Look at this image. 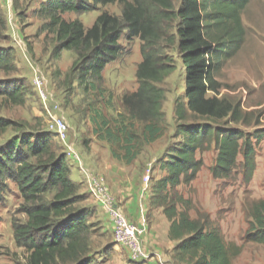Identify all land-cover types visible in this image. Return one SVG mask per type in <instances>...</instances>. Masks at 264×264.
Wrapping results in <instances>:
<instances>
[{"label": "trees", "instance_id": "16d2710c", "mask_svg": "<svg viewBox=\"0 0 264 264\" xmlns=\"http://www.w3.org/2000/svg\"><path fill=\"white\" fill-rule=\"evenodd\" d=\"M251 0H179L173 10L170 0H42L35 16L44 21L42 31L54 36V54L75 55L65 79L72 77L85 95L100 97L106 90L102 72L121 55L119 41L138 38L142 61L137 66V89L122 97V106L131 121L112 127L107 120L94 124L102 129L113 159L130 165L138 156L139 141L155 142L162 135L164 91L156 87L174 67L163 60L157 45L163 23L175 22L177 50L184 72V102H175V136L181 138L159 163L164 176L152 181L149 205L159 209L168 222L167 237L175 243V264H232L240 248L227 246L218 230L205 220L189 215L190 202L178 193L189 186L203 162L196 155L211 144L216 151L210 173L214 179L228 180L236 169L241 183L251 182L256 169V149L264 140V129L251 133L215 123L249 125V114L240 103L218 98L221 85L217 73L242 49L246 28L242 14ZM18 0H12L17 5ZM117 4L120 17L101 13L86 29L78 20L66 21L63 15H84L98 6ZM6 22L0 13V40ZM31 54L30 46L27 47ZM11 46L0 47V98L12 106H23L31 87L17 73ZM33 90V89H32ZM211 95L208 97V95ZM189 115L202 123H186ZM100 117L97 110L92 118ZM99 120V118H98ZM134 123L141 126L137 133ZM258 119L255 126H258ZM16 131L0 144V203L14 185L21 199L17 213L23 220L12 222L13 239L23 249L24 264H94L92 239L96 232L93 215L85 206L82 185L70 180L65 153L48 132H25L21 126L0 117V135ZM241 161L238 163L237 158ZM246 242L264 244V201L253 204L248 212ZM20 264V263H18Z\"/></svg>", "mask_w": 264, "mask_h": 264}, {"label": "rangeland", "instance_id": "374dc122", "mask_svg": "<svg viewBox=\"0 0 264 264\" xmlns=\"http://www.w3.org/2000/svg\"><path fill=\"white\" fill-rule=\"evenodd\" d=\"M41 1L18 0L15 6L12 0L10 4L0 0V13L7 26L5 36L10 40L8 43L0 40V47L9 45L13 48L18 69L11 77L24 78L31 86L33 71L40 74L47 82L51 103L58 106L57 113L67 123L68 142L80 155L84 168L102 177L104 172L112 170L125 182H130L133 177L142 185L144 195L150 197L151 182L164 176V172L159 168L160 161L181 141V138L175 136L178 123L174 106L176 101L184 102V72L177 50L175 22L163 23L164 31L157 45L161 59L171 60L174 67L172 74L162 83L156 84L165 95L162 102V112L165 116L162 135L151 144L139 141L138 156L132 164L126 165L112 158L110 145L103 138L101 127L94 124L107 120L112 127L129 124L131 128V121L122 106V97L133 94L137 89L135 72L142 61V42L138 38L127 42L123 33L119 41L121 55L102 72L105 94L100 97L92 94L87 96L78 89L72 77L65 79L75 55L67 51L54 54V36L42 31L44 21L34 14ZM170 2L173 10L178 7L179 0ZM101 13L120 17L121 10L117 4L98 6L91 13H69L63 15V19L78 20L88 29ZM9 17L12 28L7 25ZM242 23L246 28L242 49L225 63L216 76L221 85L218 98L227 99L232 103L239 102L241 111L249 114L251 122L249 125H243L223 120L215 124L251 133L256 128L264 129V0L250 1L242 14ZM14 40L23 44L24 54L16 47ZM28 46L31 48V54L28 52ZM210 96L209 94L208 97ZM97 110L100 117L92 118ZM0 117L14 122L28 133L46 132V118L32 87L31 94L27 96L23 106H12L0 98ZM256 118L258 126H255ZM202 122L205 121L193 115H189L186 121ZM134 126L137 133H140V124L134 123ZM14 135L16 131L9 129L0 135V144ZM54 141L62 149L55 138ZM215 157L216 151L212 144L204 152L197 154L196 158L203 162L202 168L189 186L181 185L177 191L190 202L189 215L192 219L207 221L208 225L221 233L229 248L233 245L240 248V253L233 259L232 264H264V244L244 240L249 220L248 212L253 204L264 201V140L256 149V169L247 185L241 183L238 169L228 180L214 179L210 168L214 165ZM66 161L73 172L70 180L80 182L84 187L77 165L71 157L66 156ZM240 161L241 158L238 157L237 162ZM86 196L85 206L88 212L92 213V221L97 226L92 239L94 264H142L143 262L131 261L127 251L114 242L107 217L87 192ZM3 198L0 203V264H24L26 254L23 249L15 246L13 239L12 222L14 219L23 220L17 213L21 199L14 185L9 184V190ZM157 212L156 209L146 216L149 226L159 215ZM151 262L156 263L154 260Z\"/></svg>", "mask_w": 264, "mask_h": 264}, {"label": "built area", "instance_id": "2783aa9c", "mask_svg": "<svg viewBox=\"0 0 264 264\" xmlns=\"http://www.w3.org/2000/svg\"><path fill=\"white\" fill-rule=\"evenodd\" d=\"M1 1L10 4L11 0ZM7 25L12 28L11 17L7 20ZM14 43L19 50H22L23 44L21 42L19 43L14 40ZM21 52L24 54L23 50ZM31 86L40 101L42 111L46 118V132L54 136L58 143H60L65 156L71 157L72 161L77 165L86 192L94 199L103 214L107 217L114 242L127 251L130 260L133 262L154 260L156 264H165L159 254L148 252L144 248L140 236L143 228L135 227V225L123 214L121 208L115 203L113 197L109 193L104 178L84 168L80 155L68 142L69 128L67 123L64 121L63 117L57 113L58 106L53 105L50 101L51 96L47 91V82L40 74L38 75L36 71H33Z\"/></svg>", "mask_w": 264, "mask_h": 264}, {"label": "crops", "instance_id": "0c3cea01", "mask_svg": "<svg viewBox=\"0 0 264 264\" xmlns=\"http://www.w3.org/2000/svg\"><path fill=\"white\" fill-rule=\"evenodd\" d=\"M99 168L101 170L102 166ZM104 173L103 178L115 203L135 227L143 228L144 231L142 230L140 236L144 248L148 252L159 254L165 264H175L173 257L175 243L167 237L168 222L163 217L161 210H157L159 215L150 226L148 225L146 216H149L156 209L150 208L149 196L144 195L142 185L138 184L133 177H131L130 182L120 180L112 170H107ZM70 176H73V172H70ZM74 182L80 184V182ZM82 192H86L84 187H82ZM142 264L156 263L150 261Z\"/></svg>", "mask_w": 264, "mask_h": 264}]
</instances>
